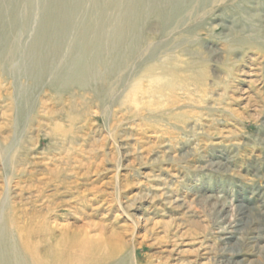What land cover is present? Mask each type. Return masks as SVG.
Segmentation results:
<instances>
[{
	"label": "rangeland",
	"instance_id": "obj_1",
	"mask_svg": "<svg viewBox=\"0 0 264 264\" xmlns=\"http://www.w3.org/2000/svg\"><path fill=\"white\" fill-rule=\"evenodd\" d=\"M135 1V39L111 53L121 67L104 68V81L61 91L54 75L35 84L4 59L29 103L9 107L0 97V138L15 146L11 162L0 159V191L9 182L23 212L49 213L59 228L107 224L127 242L128 264L187 263L195 253L180 262L164 252L176 234L220 264L230 253L218 224L223 203L264 230V0ZM92 2L70 14L71 25L95 23V9L99 29L117 17ZM148 67L158 82L145 78L127 96ZM57 122L72 132L55 134ZM244 226L231 237L234 258L262 264Z\"/></svg>",
	"mask_w": 264,
	"mask_h": 264
},
{
	"label": "bare ground",
	"instance_id": "obj_2",
	"mask_svg": "<svg viewBox=\"0 0 264 264\" xmlns=\"http://www.w3.org/2000/svg\"><path fill=\"white\" fill-rule=\"evenodd\" d=\"M91 1L96 2V0ZM91 1L0 0V97H8L9 107L28 104L29 100L24 96L29 89L25 84L14 86L13 82H9L6 75L14 76L9 73L10 68L8 73L7 70L5 72V69L4 71L1 69L6 57L8 63L14 67L15 75L24 74L35 84L40 83L46 76L54 75L61 91L77 87L84 89L89 87L92 79L104 81V68L113 71L121 67L112 60L111 53L114 50H121L123 46L121 41L124 39L129 41L135 39L132 35L135 25L132 23V10L137 2L102 0L107 3L108 10L117 11V17L110 21L105 29L98 27L101 15L98 9H95L97 11L92 13L90 19L95 23L88 21V24H83L82 21L79 23L73 20L75 22L71 25L73 18L70 19V14L73 15L78 11V7ZM27 35L30 36V40L24 39L23 42L22 37ZM109 40L114 42L109 44ZM14 47L21 49L18 51ZM153 69L154 67L141 69L142 73L140 72L139 77L129 86L131 93L127 96L141 89L142 80L145 78L158 82L159 77L153 74ZM11 85L20 89L18 92L22 95L20 99L17 93L13 95L9 91ZM48 116L50 121L54 120L53 114L49 113ZM53 132L66 137L72 132V128L66 130L57 122L54 124ZM7 140L0 138V159L11 162L9 155L15 146L6 143ZM10 189L8 182L0 191V264H110L112 261L117 264H128L127 242L119 233L110 230L107 224L89 221L75 229L70 225L59 228L58 224H52L49 213L23 212L20 201H17L15 196L12 197ZM230 207L226 202L218 209V224L223 234L222 239L225 241L224 249L230 252L227 258L222 257L219 260L220 264L244 263L243 259L234 258L239 251L235 249L234 242H231V237L240 231V223L244 221L246 232L243 233V237L255 241L260 256L258 261L264 264V230L259 231L257 227H253V219H250L242 208L231 216ZM86 216L89 218L90 214L86 213ZM143 218L138 217L137 223L142 224ZM57 229L60 234H56ZM238 239L242 237L237 236L236 240ZM170 242V245L164 248V252H167L169 257L173 256L180 261L183 260L182 256L195 253L194 258L187 259V263L184 264L209 263V257L207 261L205 257L207 252L203 251L201 245L197 247L192 245L193 240L184 239L183 235L176 234L175 237L170 238ZM199 257L202 261H199ZM248 263L253 264V261L248 260Z\"/></svg>",
	"mask_w": 264,
	"mask_h": 264
}]
</instances>
